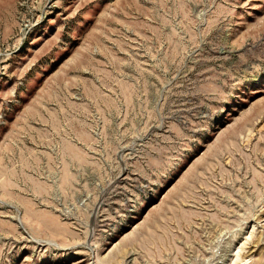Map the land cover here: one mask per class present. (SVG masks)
Returning <instances> with one entry per match:
<instances>
[{
  "label": "rangeland",
  "instance_id": "374dc122",
  "mask_svg": "<svg viewBox=\"0 0 264 264\" xmlns=\"http://www.w3.org/2000/svg\"><path fill=\"white\" fill-rule=\"evenodd\" d=\"M0 264H264V0H0Z\"/></svg>",
  "mask_w": 264,
  "mask_h": 264
}]
</instances>
